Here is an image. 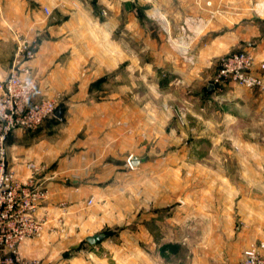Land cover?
Masks as SVG:
<instances>
[{
  "label": "crops",
  "instance_id": "crops-1",
  "mask_svg": "<svg viewBox=\"0 0 264 264\" xmlns=\"http://www.w3.org/2000/svg\"><path fill=\"white\" fill-rule=\"evenodd\" d=\"M17 34L37 45L31 101L59 97L62 110L36 129H15L6 142L16 177L31 176L33 163L47 189L36 211L41 233L20 245L22 257L39 264H236L244 248L264 241V89L211 84L218 58L230 51L251 52L260 74L264 0H0V84ZM179 110L194 132L185 140L171 131L182 129ZM236 116L242 129L255 130L238 140L237 161L253 162L238 166L240 188L222 173V184L184 189L177 163L176 184L166 185V161L188 159L183 144L192 151L203 141L219 144ZM205 128L213 129L207 140L198 131ZM168 144L179 150L164 152ZM138 146H148L137 168L143 178L163 180L144 182L138 218L132 212L125 228L102 230L113 224L118 187L136 184L128 157L139 156ZM247 173L254 192L246 190ZM95 233L105 236L88 243Z\"/></svg>",
  "mask_w": 264,
  "mask_h": 264
},
{
  "label": "built area",
  "instance_id": "built-area-1",
  "mask_svg": "<svg viewBox=\"0 0 264 264\" xmlns=\"http://www.w3.org/2000/svg\"><path fill=\"white\" fill-rule=\"evenodd\" d=\"M36 46L35 39L27 35L15 36L12 63L0 84V264H39L36 259L22 257L19 247L26 239L41 233L43 223L36 211L46 199L47 189L35 177L39 168L33 163L27 164L31 176L25 180L16 177L8 163L6 143L15 129H36L53 116L58 104L54 97L31 101L34 88L29 78V62L35 56ZM255 66L251 52H227L218 58L211 84L218 91L232 85L264 89V62L258 65V75L254 73ZM236 264H264V241L244 248Z\"/></svg>",
  "mask_w": 264,
  "mask_h": 264
},
{
  "label": "rangeland",
  "instance_id": "rangeland-1",
  "mask_svg": "<svg viewBox=\"0 0 264 264\" xmlns=\"http://www.w3.org/2000/svg\"><path fill=\"white\" fill-rule=\"evenodd\" d=\"M225 89H222V90H225ZM55 98H57V101L60 100L59 97H55ZM183 99H186L185 96ZM175 115L177 118V124H179V126H181L182 129L180 130L172 129L171 130L173 131L172 134L180 135L179 131H181L182 135L184 136L183 138L184 140L185 138L187 139L188 137L190 138L191 135H194V132L188 126V122L185 121L184 112L179 110V112ZM212 128H208V129L205 128L202 130H198L199 133L202 132L201 138H203L204 140H207L210 134H212V131H213ZM217 131L219 130L217 129ZM254 132L255 130L252 126L248 127L247 129H244V128L242 129L240 120L237 119V116H236V118L231 121L230 126L226 128V130H224L223 133L221 132L222 139L220 140L221 142L219 144L213 146L203 141L199 145V151H196L195 149L192 151L188 143L183 144L182 152H186L185 156H187L188 159H184L183 161H177V162H169V161L167 162L166 161L164 165V168L166 167V165L168 167V169L166 170L167 171L166 185L173 186L176 184L174 172L171 171V168H175V165L177 163V166L178 165L179 167L181 166L180 168H181V179L182 180H179V182L182 183L184 189L185 188L189 189L188 187H190L191 185L205 186L206 180H210V183L214 185L222 184L220 181V177L218 176L219 174H222V173H225L226 175H228V179L231 181L232 185H236L237 189L240 188L236 183L238 180L240 181L239 177L236 175L238 166H240L241 169L243 168V170H245V168L249 169L250 165L253 166V162L245 163L242 161H237L236 158L240 152L238 140L240 139V137L241 138L242 137L253 138L255 136ZM227 142L229 144H227ZM138 147H140L139 148L140 151L138 152L139 156H136V157L144 158L143 155L148 149V146H145L146 148L144 147L145 151H142L141 146H138ZM153 147L157 148L156 145H150V148H153ZM179 147L180 146H178L177 144H171V145L168 144L165 146V148H163V150H165L164 152H167V153H174L176 149L179 150ZM219 154L223 156L220 157L218 156ZM129 158L130 156L128 157V160ZM141 163L142 162H139L135 166L131 165L132 167H135L137 170L136 179H135L136 184L134 185V187H130L128 191H125L126 188L124 187H118L122 190V192L118 194L114 193L115 195L113 194L114 197L113 196L112 197L114 201L111 205V208L109 209V216L111 218L110 221L113 224H109L108 226L104 225L102 227V230H106V231L111 230L114 232V231H119L122 228H125L127 218L128 216L130 217L132 212L135 214V218H138V216L142 212V205L144 201L143 200L144 195L142 194V188H143L144 182L148 183V180L150 179H157V180L162 179L163 180V178L160 179L158 176L153 177V173L151 175L152 178L150 177L149 179L147 175V179H144L142 175L143 171L141 169H137L138 166L141 165ZM157 175L159 174L157 173ZM245 178H247V182L245 183L247 187L246 190L249 192L250 191L254 192L255 189L254 187H252L253 182H254L252 180L253 177H251L249 173H247V177L245 176ZM151 182L153 184L155 183V180H151ZM123 183H125V181ZM105 210H108V209H105ZM112 218L115 219V221L121 222V225L120 226L116 225V223L113 222L114 220Z\"/></svg>",
  "mask_w": 264,
  "mask_h": 264
},
{
  "label": "water",
  "instance_id": "water-1",
  "mask_svg": "<svg viewBox=\"0 0 264 264\" xmlns=\"http://www.w3.org/2000/svg\"><path fill=\"white\" fill-rule=\"evenodd\" d=\"M61 114H62V110H61V106L60 105H57L55 111H54V116L60 118L61 117ZM144 161V158H138L136 156H130L128 162L130 163V165L132 166H135L136 164H138L139 162H143ZM105 236L104 233H95V234H92V235H89L86 237V241L88 243H95L96 241L102 239L103 237Z\"/></svg>",
  "mask_w": 264,
  "mask_h": 264
},
{
  "label": "trees",
  "instance_id": "trees-1",
  "mask_svg": "<svg viewBox=\"0 0 264 264\" xmlns=\"http://www.w3.org/2000/svg\"><path fill=\"white\" fill-rule=\"evenodd\" d=\"M53 117V116H52ZM51 118V117H50ZM47 119H49V118H46L43 122H45ZM8 137H9V135H8ZM8 137H7V139H8ZM105 233H107V232H105Z\"/></svg>",
  "mask_w": 264,
  "mask_h": 264
}]
</instances>
